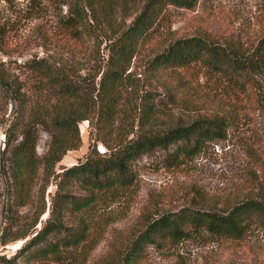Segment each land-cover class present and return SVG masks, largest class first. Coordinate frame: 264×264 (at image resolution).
<instances>
[{
	"label": "trees",
	"instance_id": "1",
	"mask_svg": "<svg viewBox=\"0 0 264 264\" xmlns=\"http://www.w3.org/2000/svg\"><path fill=\"white\" fill-rule=\"evenodd\" d=\"M197 2L72 0L59 19L69 37L74 41L89 38L98 49L103 41L107 42L105 66L98 72L99 79L96 81L95 75L91 83L74 75L68 62L32 58L25 62L28 74L23 79L0 58V91L12 101V118L4 129L0 151L2 172L9 183L8 196L15 195L21 206L31 200L35 190L43 199L56 163L81 144V121L92 124L96 140L107 148L105 153H98L93 146L83 161L62 167L55 175L48 215L39 221L43 204L29 229H18L11 239L30 237L11 256L0 254V264H39L77 247L87 252L94 241L95 205L133 183L131 166L135 160L172 144L177 145L175 158L191 156L204 144L227 137L229 129L242 119L245 99L264 109V32L252 44L232 37L214 40L205 31L199 32L170 40L150 59L151 74L169 91L174 106L183 103L184 97H177L171 91L175 84L162 76L173 71L180 81L182 70L200 66L201 75L210 80L212 88L221 87L231 97L234 95V100L222 108L184 117L169 113L166 105L157 102L155 91L141 92L131 69L133 58L158 36L163 23L171 20L173 8L193 9ZM7 26L0 20V53H6ZM29 79L31 86H27ZM29 88L44 100L34 108L28 106ZM194 104L184 107L191 109ZM35 123L51 132L48 150L42 157L35 151ZM251 155L261 163L256 153ZM260 169L262 175L249 179L248 190L221 206L214 200L204 207L184 206L154 217L131 240L123 263L140 264L149 246L180 242L200 231L242 239L258 226L264 229V162ZM68 212L74 216L73 224L65 222ZM38 221L40 227L30 232ZM8 240L3 233L1 244Z\"/></svg>",
	"mask_w": 264,
	"mask_h": 264
},
{
	"label": "rangeland",
	"instance_id": "2",
	"mask_svg": "<svg viewBox=\"0 0 264 264\" xmlns=\"http://www.w3.org/2000/svg\"><path fill=\"white\" fill-rule=\"evenodd\" d=\"M71 1L0 0V20L8 25V45L0 58L11 72L24 79L28 74L25 62L44 57L68 62L74 75L82 81L91 83L95 75V80L99 79L98 72L107 59V42L103 41L98 49L89 38L74 41L69 37L59 19L67 13ZM263 1L198 0L193 9L173 8L171 20L163 23L158 36L133 58L131 69L141 92L155 91L157 102L166 105L169 113L184 117L206 114L234 100V95L231 97L227 90L212 88L210 80L201 75L202 68L196 66L182 70L184 77L180 81L173 71L162 76L175 84L171 91L177 97H184L183 103L174 106L169 91L151 74L149 61L170 40L204 31L214 40L232 37L252 44L264 32ZM29 85L31 79L27 80ZM26 94L29 108L44 101L33 88L27 89ZM51 100L49 96L48 101ZM191 102L195 103L191 109L184 107ZM244 102L240 123L229 129L226 138L204 144L198 153L177 159L174 156L177 145L172 144L135 160L131 166L133 183L95 205L94 241L88 251L83 253L80 247L73 248L58 259L42 260L39 264H124L123 254L131 240L154 217L184 206L204 207L214 200L221 206L224 201L242 195L248 190L249 179L262 175L260 167L264 162V109L257 108L253 101L245 99ZM11 109L12 101L0 91V136L12 118ZM32 127L38 135L35 151L42 157L48 150L51 132L40 124ZM78 127L80 146L68 151L56 163L43 199L35 190L31 200L23 206L18 204L15 195L8 196L9 183L2 172L0 154V239L3 233L10 238L5 244L0 241V254L11 256L30 237L11 239L18 229H29L43 204L44 212L39 221L46 218L55 190V175L62 167L83 161L93 146L98 153L107 151L105 145L96 140L92 124L84 120ZM20 129L16 132L18 140ZM2 148L0 141V151ZM252 152L261 158V163ZM39 221L30 232L40 227ZM74 221V216L68 212L65 222L73 224ZM140 264H264V229L258 226L242 239L218 237L206 231L192 233L180 242L163 247L149 246Z\"/></svg>",
	"mask_w": 264,
	"mask_h": 264
},
{
	"label": "built area",
	"instance_id": "3",
	"mask_svg": "<svg viewBox=\"0 0 264 264\" xmlns=\"http://www.w3.org/2000/svg\"><path fill=\"white\" fill-rule=\"evenodd\" d=\"M0 141H3L4 140V134L2 133L1 136H0Z\"/></svg>",
	"mask_w": 264,
	"mask_h": 264
}]
</instances>
